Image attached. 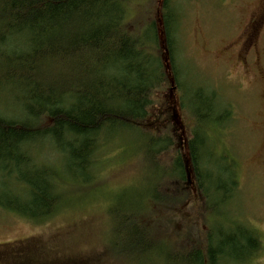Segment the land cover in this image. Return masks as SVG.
<instances>
[{"label": "trees", "instance_id": "1", "mask_svg": "<svg viewBox=\"0 0 264 264\" xmlns=\"http://www.w3.org/2000/svg\"><path fill=\"white\" fill-rule=\"evenodd\" d=\"M176 2H162V43L155 19L131 26V0H0V98L13 105L11 114L0 108V182L15 185L10 192L0 187L1 208L33 221L52 217L70 195L96 188L98 151L117 135L145 134L144 158L149 167L159 168L158 156L171 143L141 124L156 92L168 84L166 59L182 92L181 106L194 116L189 162L179 152L171 166L159 170L156 177L163 184L157 188L155 183L147 198L158 206L179 200L180 190L171 186L193 183L189 167L207 211L236 194L232 165L226 168L228 184H215L216 177L207 175L215 155L213 131L231 112L214 93L181 82ZM44 144L54 148L58 164L39 154ZM110 214L118 254L142 256L161 244L140 213L116 206ZM244 227H209L204 248L181 244L165 250L178 264L247 261L259 252L261 241Z\"/></svg>", "mask_w": 264, "mask_h": 264}, {"label": "rangeland", "instance_id": "2", "mask_svg": "<svg viewBox=\"0 0 264 264\" xmlns=\"http://www.w3.org/2000/svg\"><path fill=\"white\" fill-rule=\"evenodd\" d=\"M162 2L131 0L128 20L133 27H143L144 22L155 19L164 43ZM176 5L181 82L214 93L217 103L231 112L230 119L213 131L217 135L215 155L207 175L216 177L215 184H228L226 168L232 165L239 184L236 194L207 211L189 167L193 183L171 186L180 190L174 192L179 200L158 206L147 198L155 183L157 188L163 184L156 177L159 170L171 166L179 152L189 162L187 142L194 116L181 106L182 92L166 59L168 84L156 92L149 116L141 124L171 143L158 156L160 169L147 165L141 148L145 134L117 135L98 151L96 188L70 195L52 217L33 221L0 207V264H178L167 253L172 246L204 248L209 227L227 230L240 226L258 234L260 250L247 261L231 258L225 264H264V25L253 50L246 48L248 29L264 12V0H177ZM0 108L11 114L13 105L0 98ZM39 154L58 164L49 145L44 144ZM12 186L11 180L0 182L9 192ZM216 198L219 195L214 204H218ZM116 206L140 213L161 244L142 256L118 254V234L110 214ZM252 247L250 244L254 252Z\"/></svg>", "mask_w": 264, "mask_h": 264}, {"label": "flooded vegetation", "instance_id": "3", "mask_svg": "<svg viewBox=\"0 0 264 264\" xmlns=\"http://www.w3.org/2000/svg\"><path fill=\"white\" fill-rule=\"evenodd\" d=\"M263 25H264V12L258 16L256 22L252 23V25L248 29V31L250 30V33L248 34L247 41L245 39L246 48L248 52H251L253 50V47L255 45V38L258 36Z\"/></svg>", "mask_w": 264, "mask_h": 264}]
</instances>
